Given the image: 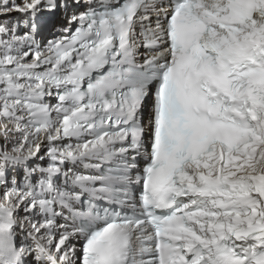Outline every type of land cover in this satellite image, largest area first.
<instances>
[{
    "label": "snow or ice",
    "instance_id": "6c2138e0",
    "mask_svg": "<svg viewBox=\"0 0 264 264\" xmlns=\"http://www.w3.org/2000/svg\"><path fill=\"white\" fill-rule=\"evenodd\" d=\"M0 264H264V0H0Z\"/></svg>",
    "mask_w": 264,
    "mask_h": 264
},
{
    "label": "bare ground",
    "instance_id": "6f19581e",
    "mask_svg": "<svg viewBox=\"0 0 264 264\" xmlns=\"http://www.w3.org/2000/svg\"><path fill=\"white\" fill-rule=\"evenodd\" d=\"M49 38H52L51 36H49Z\"/></svg>",
    "mask_w": 264,
    "mask_h": 264
}]
</instances>
